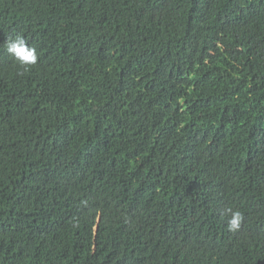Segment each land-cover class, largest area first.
Masks as SVG:
<instances>
[{"label":"trees","instance_id":"16d2710c","mask_svg":"<svg viewBox=\"0 0 264 264\" xmlns=\"http://www.w3.org/2000/svg\"><path fill=\"white\" fill-rule=\"evenodd\" d=\"M228 1L0 0V264H264V0Z\"/></svg>","mask_w":264,"mask_h":264},{"label":"clouds","instance_id":"9594fccd","mask_svg":"<svg viewBox=\"0 0 264 264\" xmlns=\"http://www.w3.org/2000/svg\"><path fill=\"white\" fill-rule=\"evenodd\" d=\"M240 0H229L225 11L221 14L238 12L240 7H238V2ZM238 9V10H237ZM229 14V13H228ZM207 14H201V17H205ZM226 31L230 35H238L239 24L232 23L229 21L223 22ZM6 52L18 63V65L27 70L30 66L35 65L38 60L37 49L35 47H30L26 39L20 35L16 34L15 38H8L5 41ZM22 74V73H19ZM225 214L228 215L227 229L230 232H236L240 229L241 224L244 220V215L240 210H233L231 207L226 208ZM202 253V252H201ZM203 254V253H202Z\"/></svg>","mask_w":264,"mask_h":264}]
</instances>
